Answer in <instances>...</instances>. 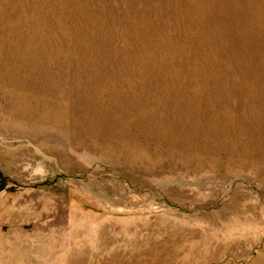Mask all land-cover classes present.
I'll list each match as a JSON object with an SVG mask.
<instances>
[{
	"label": "rangeland",
	"instance_id": "obj_1",
	"mask_svg": "<svg viewBox=\"0 0 264 264\" xmlns=\"http://www.w3.org/2000/svg\"><path fill=\"white\" fill-rule=\"evenodd\" d=\"M0 264H264V0H0Z\"/></svg>",
	"mask_w": 264,
	"mask_h": 264
},
{
	"label": "bare ground",
	"instance_id": "obj_2",
	"mask_svg": "<svg viewBox=\"0 0 264 264\" xmlns=\"http://www.w3.org/2000/svg\"><path fill=\"white\" fill-rule=\"evenodd\" d=\"M122 98H124L123 96H122ZM137 97H134L133 96V98H131V100H129L128 102H125V103H129V104H126V105H124V104H122V106H120L121 107V111H122V113H126V118H128V120H130V111L129 112H127L129 109H131V110H133L134 112H132V118H133V120H135L136 119V117H138L139 115H143V113H145V112H143V110H145V107H141V108H139V106L140 105H138V104H140L139 103V101L142 99H136ZM136 99V101H134ZM121 100V99H120ZM119 100V101H120ZM123 100H125V99H123ZM143 100V99H142ZM127 101V100H126ZM134 106V107H133ZM140 112H142V113H140ZM146 116H149V112H147L146 114H145ZM145 117V116H144ZM255 117H256V115H255ZM254 117V118H255ZM147 118V117H146ZM251 118V116H250V114L249 115H246L245 117H243V119L245 120V121H247V124L250 126V124H251V126L252 127H254V125L252 124V122H251V120L252 119H250ZM221 120H223L225 123V125L224 126H220L219 125V128H218V131L220 132V133H227V132H229L231 129H232V126H233V119H232V117L231 116H228L227 115V113H225V112H222L221 114H220V121ZM131 121V120H130ZM139 123H141V120H137ZM143 123V122H142ZM258 127V126H257ZM256 127V129H258V130H256V132L258 133V131H259V128H257ZM182 130V129H181ZM254 130V129H253ZM153 131V129L150 127V130H149V132H151V133H153L152 132ZM178 131V130H177ZM155 133V132H154ZM194 133H198L196 130H194ZM193 133V134H194ZM202 133L203 134H206V131H202ZM180 134H182L181 135V137L179 138L181 141H183V143H185V142H187V141H190V139H191V137H193V136H190L189 137V135L188 136H186V135H184L183 133H180ZM192 134V135H193ZM203 134H201V135H203ZM158 135V134H157ZM172 135H173V133L172 132H169V133H167L166 135H164L163 137L164 138H168L169 136H171L172 137ZM159 136V135H158ZM179 136V135H178ZM171 137H169V138H171ZM133 153H134V151H133ZM129 155H130V151H129Z\"/></svg>",
	"mask_w": 264,
	"mask_h": 264
}]
</instances>
